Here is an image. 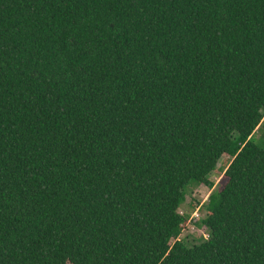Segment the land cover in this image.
Instances as JSON below:
<instances>
[{
	"label": "trees",
	"instance_id": "trees-1",
	"mask_svg": "<svg viewBox=\"0 0 264 264\" xmlns=\"http://www.w3.org/2000/svg\"><path fill=\"white\" fill-rule=\"evenodd\" d=\"M0 264H264V0H0Z\"/></svg>",
	"mask_w": 264,
	"mask_h": 264
},
{
	"label": "rangeland",
	"instance_id": "rangeland-1",
	"mask_svg": "<svg viewBox=\"0 0 264 264\" xmlns=\"http://www.w3.org/2000/svg\"><path fill=\"white\" fill-rule=\"evenodd\" d=\"M255 138L261 136L259 130L255 131ZM231 161L228 157H222L218 162L216 169L210 175V181L213 183L212 188L203 185L193 186L186 196L185 203L180 208V213L189 214V219L180 236L188 244L197 243L208 237V232L198 224L199 219L205 216L203 205L208 201L209 195L216 190H220L226 182L224 176L225 170Z\"/></svg>",
	"mask_w": 264,
	"mask_h": 264
}]
</instances>
